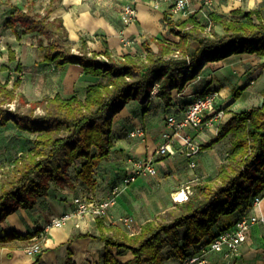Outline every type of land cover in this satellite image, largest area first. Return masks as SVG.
<instances>
[{
    "label": "trees",
    "instance_id": "1",
    "mask_svg": "<svg viewBox=\"0 0 264 264\" xmlns=\"http://www.w3.org/2000/svg\"><path fill=\"white\" fill-rule=\"evenodd\" d=\"M52 10V5L44 14L15 7L8 23L12 28L19 23L49 40L43 46L44 60L59 66L79 64L86 73L101 79L87 86L84 98L57 93L34 100L15 91L21 80L9 87L0 79V127L13 123L19 130L35 134L33 146L15 158L0 182V224L19 208H34L49 195L52 185L74 189L75 179H80L94 190L93 168L111 154L113 118L130 100L149 102L157 84L155 96L169 107L173 90H182L188 80L198 75L200 65L232 53L264 56V17L259 9L243 12L245 20L210 12L209 30L190 17L180 28L172 29L179 36L178 42L154 37L144 41L145 54L114 56L107 50V59L86 47L72 51L62 20L49 19ZM167 20L172 21L170 16ZM216 25L223 26V34L215 31ZM151 41L157 43L158 51L151 47ZM10 54V59H14V52ZM188 66L193 68L192 74L187 72ZM239 93L236 88L234 95ZM14 100L17 106L12 110L7 104ZM230 134L235 139L217 184H197L188 199L177 202L160 220L145 221L133 234L118 230L117 235H99L107 246L133 253L134 257L123 264H165L171 257L183 260L196 251L200 242L212 240L218 231L236 221L223 217L244 213L252 199L264 192V91L262 105L235 112L226 122L219 123L216 136L203 149ZM77 161L82 164L74 178L69 170ZM34 235L2 234L0 230V245Z\"/></svg>",
    "mask_w": 264,
    "mask_h": 264
},
{
    "label": "crops",
    "instance_id": "2",
    "mask_svg": "<svg viewBox=\"0 0 264 264\" xmlns=\"http://www.w3.org/2000/svg\"><path fill=\"white\" fill-rule=\"evenodd\" d=\"M128 3L135 7L136 14L132 21L126 23L123 9ZM50 5L53 10L49 19L62 20L72 51L79 52L82 47H86L89 52L98 53L104 58L107 50L114 56L145 54L144 41L154 37L176 43L179 36L172 29L180 28L190 17L200 22L206 30L210 29V12L233 20H245L243 12L259 9L264 17V0H189L186 8L178 13L172 11V2L158 0H0L2 46H6L4 51L9 54L13 51L15 56L10 59V54L7 62L3 57L0 60V79L2 72H6L12 62H17L18 70L24 74L21 78L25 77L32 83L34 99L54 97L57 93L63 97L76 94L84 98L87 86L101 79L86 73L79 64L59 66L44 60L46 53L43 46L49 40L19 23L14 28L8 23L15 7L23 10L31 8L44 14ZM168 16L171 22H168ZM254 19L258 21L256 17ZM215 31L223 34L224 28L216 25ZM151 47L155 51L159 49L155 41H151ZM3 53L4 57L7 56L6 52ZM236 88L240 89L237 97L234 95ZM211 89L218 92L217 109H223L224 114L219 118L212 117L208 126L187 130L200 143H209L217 134L218 124L226 122L233 113L262 105L264 56L248 52L232 53L223 59L202 64L198 75L188 80L182 90H173L169 107L157 96L147 103L137 99L126 103L120 113L114 116V122L118 118V129L114 132L119 134L114 146L115 155L122 154L123 158L118 168H115L118 174L113 175L114 180L108 186L112 188L124 175V165L129 156L151 155L161 144V132L167 114L178 112L181 105ZM133 104L137 105L136 108L129 109ZM211 116L207 115L208 118ZM138 127L144 128V137L127 135ZM172 157L165 156L158 160L159 174L161 163ZM76 195L78 193L71 188L51 190L34 208H19L8 215L0 224L2 234L16 232L35 235L30 239H14L0 245V264H123L132 259L134 255L130 250L109 247L99 236L102 233L117 235L116 227L121 223L119 217L124 215L118 204L120 197L107 218H72L61 226H48L52 218L72 208V200ZM247 211L264 214V199ZM99 221H102L101 225ZM88 233L91 235H86ZM34 243L40 244L41 251L30 255L26 248ZM209 258L211 264H224L223 255L219 252H211ZM165 264H182V260L171 257ZM229 264H264V223H256L251 227L247 240L240 247V254L229 260Z\"/></svg>",
    "mask_w": 264,
    "mask_h": 264
},
{
    "label": "built area",
    "instance_id": "3",
    "mask_svg": "<svg viewBox=\"0 0 264 264\" xmlns=\"http://www.w3.org/2000/svg\"><path fill=\"white\" fill-rule=\"evenodd\" d=\"M172 2L171 9L174 13L183 11L188 5L189 0H158ZM136 14L135 7L128 3L123 9V20L128 23L134 19ZM0 50H2V36L0 35ZM1 58V55H0ZM190 64V63H189ZM188 64V65H189ZM187 72L193 73V68L188 66ZM158 91L156 84L151 91L152 97ZM218 92L214 89L196 95L194 98L179 107L176 113L166 115L165 124L161 132L162 142L151 155L136 156L131 155L127 158L124 165V175L112 186L109 195L97 197L94 194H78L72 200V208L52 218L48 226H61L69 219L107 218L110 210L118 201L120 193L136 182L138 178L144 176H157L159 174L158 160L165 156L175 155L180 152L185 155L190 168H197L198 157L201 151V144L194 135L187 132L188 129H201L210 125L212 117L219 118L224 114L223 109H217ZM10 109L15 110V102L7 104ZM212 114L211 117H207ZM130 137L145 136V130L138 127L127 134ZM179 145V146H178ZM183 194L179 197V194ZM174 199L178 202L188 199L191 194L190 186H185L179 190ZM264 199V192L252 199L251 209L259 205ZM119 221L127 230H133L135 217L132 214H124L119 217ZM256 223H264V214H257L250 211L244 212L229 228L220 230L216 236L208 242H200L191 254H188L182 264H211L209 254L219 252L223 255L224 264H229V260L240 254V247L245 242L250 233L251 227ZM28 254L33 255L41 251L39 243L26 248Z\"/></svg>",
    "mask_w": 264,
    "mask_h": 264
},
{
    "label": "rangeland",
    "instance_id": "4",
    "mask_svg": "<svg viewBox=\"0 0 264 264\" xmlns=\"http://www.w3.org/2000/svg\"><path fill=\"white\" fill-rule=\"evenodd\" d=\"M5 49L6 46L3 45L2 50H0V60H2L3 57L7 62L10 54L7 53V51H4ZM43 51L44 50H42V54ZM3 52H6L7 56L4 57ZM23 75L24 74H22L17 68V62H12L9 69L6 72H2L1 80L2 82H7L9 87H13L15 81L21 80L20 85L15 88V91L23 93L28 100H33L34 95L32 93V83L31 81L26 80L25 77L21 78ZM195 84L196 83L193 85L196 86ZM12 102H15L17 106L15 100ZM134 104L133 106L130 105L131 107L129 106L128 108L131 110L132 107L136 108L137 105L134 106ZM40 111V109L37 110V112ZM164 114L165 112L162 113V116H164ZM120 120L121 119L119 117V121ZM117 129L118 118H116L115 122L113 118L112 141L114 145L111 154L108 157H105L97 166L93 168V176L96 180L95 189L90 190L89 187L80 179H75L76 187L74 188V191L76 193L94 194L95 196L102 198L105 196L104 191L107 190L108 192L106 191V194L109 195L111 187L110 185L108 186V184H111L114 180H112L113 175L118 174V171H116L115 168H118L120 164L119 162H121L123 158L122 154L115 155L114 146L115 142H117V139L119 138V134L114 131H117ZM34 137L35 134L21 131L13 123H8L7 125L0 127V182L6 176L7 171L13 167L15 158L33 146ZM234 139V136L230 134L220 142L207 149H203V146L208 143L201 142L198 166L195 169L188 166L185 155L180 152L181 148H179L176 153L177 155H173L172 158H169L165 162L161 163L160 174L157 176L138 178L137 183L125 188L119 195L120 199L118 197V204L121 207L120 212L122 214H133L136 223L133 230H127L120 223V226L116 227L117 231L121 230L127 232L128 234H133L140 230V226L145 221L150 219L160 220L168 213L169 210L175 207L178 201H176L174 197L177 195L176 193L185 186H190L192 194L197 184L205 182L217 184L219 182V174L222 166L227 162L229 153L232 150ZM211 140L212 139L209 140V143ZM81 164V161H77L76 164L71 166L69 172L74 176V178L75 173L77 169L81 167ZM66 188L69 189V187ZM51 190L58 191L59 189L52 185ZM238 216L239 213L235 212L230 217L223 218L225 220L232 221Z\"/></svg>",
    "mask_w": 264,
    "mask_h": 264
},
{
    "label": "bare ground",
    "instance_id": "5",
    "mask_svg": "<svg viewBox=\"0 0 264 264\" xmlns=\"http://www.w3.org/2000/svg\"><path fill=\"white\" fill-rule=\"evenodd\" d=\"M178 196H179V197H182V196H183V194L181 193V194H179Z\"/></svg>",
    "mask_w": 264,
    "mask_h": 264
}]
</instances>
